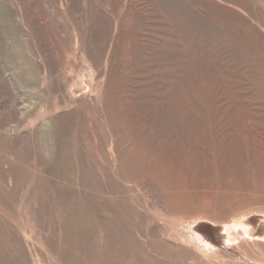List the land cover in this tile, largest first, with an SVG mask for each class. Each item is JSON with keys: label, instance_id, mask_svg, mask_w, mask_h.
Masks as SVG:
<instances>
[{"label": "bare ground", "instance_id": "obj_1", "mask_svg": "<svg viewBox=\"0 0 264 264\" xmlns=\"http://www.w3.org/2000/svg\"><path fill=\"white\" fill-rule=\"evenodd\" d=\"M211 9L204 18L195 21V28L203 31L207 41L211 40L220 50V56L239 70L243 82L233 84V89L230 85L219 90L226 99L220 103L217 96L215 100L220 104L216 106L211 102L214 109H221L220 115L214 116L216 110L210 116L203 113V120L209 116L212 120L208 123L213 121L211 125L205 122L207 131L196 127L195 119L191 124L199 133L188 130L185 135L170 132L166 136L146 132L142 125L147 119L144 113L138 125L132 120L135 112L128 100L130 86L114 80L105 85L106 107L103 106L114 178L84 149L83 134L93 122L78 106L56 107L63 112L52 119L49 128L54 133L56 150L33 137L30 144L24 143L20 149L17 145L20 139L5 133L7 130L0 131V264H197L191 251L165 238L141 206L148 207L150 200L163 219L181 221L194 214L198 205V210L210 208L209 201L242 209L261 199L255 194L264 192V155L260 146L264 147V130L260 135L256 128L264 127V34L260 32L264 17L261 20L252 13L249 17L238 16L222 6L213 5ZM48 60L54 67L51 55ZM54 90L60 92L61 84L53 83L49 92ZM199 103L203 109L213 106L205 107L200 100ZM237 110L246 111V115ZM234 116L257 124L256 128L249 126L258 135L255 132L252 136L251 128L252 137L247 136L250 129L244 122L240 133L238 125L242 122L237 125L235 121L240 128L237 132L232 123ZM2 125L0 122V129ZM94 137L100 146L102 139ZM198 146H203L204 152H198L199 161H195L193 151ZM182 177L192 183H185ZM186 184L203 191L196 192ZM252 192L256 197L250 195ZM243 194L250 198L242 200ZM22 207L29 213L30 227L40 235L39 245L32 236L21 233L18 210ZM258 241L264 243L262 239ZM28 243L39 250L32 251L31 247L30 251Z\"/></svg>", "mask_w": 264, "mask_h": 264}, {"label": "rangeland", "instance_id": "obj_2", "mask_svg": "<svg viewBox=\"0 0 264 264\" xmlns=\"http://www.w3.org/2000/svg\"><path fill=\"white\" fill-rule=\"evenodd\" d=\"M213 5L242 17H249V13L260 19L264 17V0H0V122L3 123L0 131L7 130L5 133L20 139H17L20 149L22 145L30 144L33 137L56 150L52 141L54 133L49 129L52 119L63 113L56 107L78 106L93 122L83 134V147L99 166L112 172L114 175L108 174L114 178V161L108 152L109 130L103 114L105 85L113 80L130 86L128 100L132 105L129 106L135 112L132 120L139 123L144 113L147 119L142 122V127L146 132L185 135L188 130L207 131L209 128L205 124L212 120L209 116L215 112L214 107L226 99L220 96L219 90L231 86L233 89V84L240 85L242 80L239 70L220 56V50L211 40L207 41L203 31L195 28V21L211 12ZM260 32L264 34V28ZM50 55L52 68L48 60ZM53 83L61 84L60 92H49ZM215 99L220 103L217 104ZM199 100L205 107L213 106L203 109ZM220 110L213 115H220ZM204 112L209 114L208 120H203ZM243 113L246 115V111ZM240 115L245 117L237 116ZM237 116L233 117L232 123L236 130L241 128L240 133H243V122L250 129L247 136L252 132V136L255 132L257 135L263 133L264 127L254 123L257 133L249 120L247 123V119ZM192 121L199 129H195ZM97 128L98 133H95ZM94 134L100 141L102 139L100 146L95 142ZM203 146H198L201 150L193 151V156L204 152ZM260 146L264 151L262 144ZM45 153L49 156L48 151ZM195 157L196 161L198 157ZM182 179L185 183L188 181ZM188 184L186 186L191 188ZM197 187L192 190L203 189ZM133 193L137 195L135 191ZM258 193L255 195L261 199L242 209H230L227 205L209 201L210 208L202 211L198 210L197 204L194 214L181 221L163 219L150 200L148 207L141 208L169 242L191 251L197 264H264V243L258 241H264V192ZM250 195L256 197L253 192ZM240 197L242 200L250 198L244 194ZM26 212L24 207L18 210L21 233L29 234L39 245L42 242L40 235L30 227L32 224L28 222L30 217ZM27 245L31 251L32 244ZM37 248L33 245L32 251Z\"/></svg>", "mask_w": 264, "mask_h": 264}]
</instances>
